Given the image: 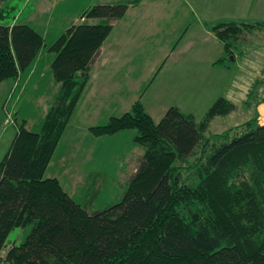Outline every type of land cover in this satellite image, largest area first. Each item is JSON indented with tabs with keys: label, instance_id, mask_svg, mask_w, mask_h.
Wrapping results in <instances>:
<instances>
[{
	"label": "trees",
	"instance_id": "1",
	"mask_svg": "<svg viewBox=\"0 0 264 264\" xmlns=\"http://www.w3.org/2000/svg\"><path fill=\"white\" fill-rule=\"evenodd\" d=\"M14 1L0 0V82L16 79L47 46L30 24L2 22L14 18ZM137 1L90 5L81 12L85 19L47 46L55 97L36 129L12 121L15 133L0 159V264H264V123L254 116L234 134L229 128L205 134L215 116L235 109L225 96L200 120L171 105L154 121L137 99L89 126L95 136L133 129V141L143 146L116 202L88 210L45 173L109 21ZM256 24L263 22L211 24L224 51L215 63L228 65L237 34ZM189 157L196 158L188 182L175 162ZM28 225L2 258L10 231Z\"/></svg>",
	"mask_w": 264,
	"mask_h": 264
},
{
	"label": "rangeland",
	"instance_id": "2",
	"mask_svg": "<svg viewBox=\"0 0 264 264\" xmlns=\"http://www.w3.org/2000/svg\"><path fill=\"white\" fill-rule=\"evenodd\" d=\"M40 1L45 2V0ZM74 1L80 6L83 0H58L56 6L52 8L47 4L40 5L38 0L14 1L16 2L12 11V14L15 15L14 18L11 16L2 22L30 24L44 35L48 46L52 39L64 30L65 25L74 21V16L76 17V14L80 13L78 5L73 12L70 9H65L68 3L71 5ZM100 1L94 0L93 4ZM256 25V27L247 26L240 34H237V46L233 47V51L228 57V59L230 58L228 68L225 67L226 69L219 72L209 68L204 62L203 65H199L203 50L209 49V41L200 38L194 39L190 43L186 42L185 37L181 39L178 46L181 48L183 56L187 57L195 53L197 64L194 65L202 67V71L206 70V72L189 79H185L186 77L183 76V74L189 75L186 71L182 72L178 78L174 77L175 82H186L183 83L185 84L184 88L178 92L171 90L172 77H162L160 74L163 72L159 75L157 73L149 87L152 99L149 98L148 103L151 106L155 105L153 117L157 116V112L164 105H175L181 98H186L188 101L186 100L182 107L191 110L190 113L200 120L207 110L201 105V102L207 99V96L212 98L218 92L219 95L230 99L235 104V109L226 115H217L210 122L205 134L221 132L228 128L231 134H234V128V132L240 131L242 123L254 116L259 123H264V22ZM175 43L173 42V44ZM145 55L151 58L154 56V51L148 49V53ZM183 56H181V60L185 59ZM172 60H169L170 64H172ZM41 63L38 67L44 72L46 67L43 61ZM158 66L159 64L155 71H158ZM166 66L164 70L170 67ZM189 67H193V65ZM50 73V67L47 72L45 71L44 78L41 77L40 71L36 72L29 80V86L39 83L38 92H42L44 89L49 92L52 87L48 86L46 80ZM196 88L200 91L199 94H191V90L195 91ZM184 89L190 90L183 93ZM127 92L129 91L127 90ZM4 105L6 107V102ZM41 109V105L34 104L29 100L23 101L18 109L9 105L6 109L0 106V159L15 133L12 121L16 120L20 123L24 119L26 124L31 123L33 129H36L38 117L43 113ZM122 111L117 104H109L107 108L102 107L94 112L87 106L85 100L77 102L73 115H71L46 168L45 173L57 177L62 187L73 199L86 206L89 205L88 210L116 202L121 197L129 175L137 166L138 157L143 152V146L132 139L133 129L122 130V133L114 135L101 136H95L87 131L88 125L102 124L110 116L120 115L123 113ZM154 118L153 120L157 121L158 118ZM195 158L189 157L184 162L179 160L175 162L177 166H181V176L188 182L192 176L190 172L193 173L189 165ZM92 179H95L94 183H92ZM29 230L30 226L28 225L16 227L10 231L6 246L1 252L2 258H4L6 250L13 243L21 241Z\"/></svg>",
	"mask_w": 264,
	"mask_h": 264
},
{
	"label": "crops",
	"instance_id": "3",
	"mask_svg": "<svg viewBox=\"0 0 264 264\" xmlns=\"http://www.w3.org/2000/svg\"><path fill=\"white\" fill-rule=\"evenodd\" d=\"M116 1L118 0H101L99 3H114ZM38 2L40 5L47 4L52 8L56 6L58 0H45V2L38 0ZM93 2L94 0H83L80 6L75 1L71 5L68 3L65 9H70L73 12L78 5V10L81 11L76 14V17L74 16V21L65 25L64 30L71 24L85 19V17H80L81 12ZM86 20L92 21L94 19ZM223 20L264 22V0H138L137 2H129L123 16L109 21L111 29L102 41L90 66L89 77L79 101L85 100L87 106L94 112L102 107L107 108L109 104H117L123 110L122 112H125L135 100L139 99L145 111L153 117L155 105L151 106L148 103V99H152L149 87L157 73L159 75L163 72L160 74L162 77H172L171 90L178 92L184 88L185 84L183 83L186 82H175L174 77L178 78L182 72L186 71L189 75L183 74V76L186 77L185 79H189L206 72V70L202 71V67L194 65L197 64L195 53L187 57L183 56L178 43L184 37L186 42L190 43L194 39L200 38L209 41V49L203 50L199 65H203L204 62L209 68L217 72L228 68L224 62L215 63L224 53L223 43L209 28L211 24ZM173 42L176 43L173 44ZM45 43L47 44L46 41ZM148 49L154 51V56L151 58L145 55L148 53ZM53 56L54 53L50 52L47 46H43L32 63L21 71L16 79H5L0 82V106H3V109L8 108V105L18 109L23 101L28 100L41 105L43 113L38 117V126L52 103L59 84L50 73L51 76L49 74L46 81L52 89L49 92H46V89L38 92L37 89H39L40 84L34 83V85L29 86V80L38 71L44 78L45 71L49 70ZM181 56L185 59L181 60ZM171 59H173L172 64L169 62ZM42 61L46 67L44 72L38 67ZM158 64V71H155ZM166 65L170 67L164 70ZM190 65L193 67H189ZM152 73L154 75H151ZM184 90L183 93H186L190 89ZM199 92L197 88L195 91L191 90V94L196 93L198 95ZM217 96H219L218 92L212 98L207 96L201 105L207 109ZM186 100L188 101L186 98H181L173 106L185 113H190L191 110L182 107ZM5 102L6 107H4ZM169 106L171 105H164L157 112L156 117L159 119ZM194 118L197 120L198 117L194 116ZM25 126L33 128L31 123H25ZM89 126L91 125L87 127L88 132H90ZM118 133H122V131L114 134ZM46 175L52 176L50 173ZM94 181L95 179H92V183Z\"/></svg>",
	"mask_w": 264,
	"mask_h": 264
}]
</instances>
